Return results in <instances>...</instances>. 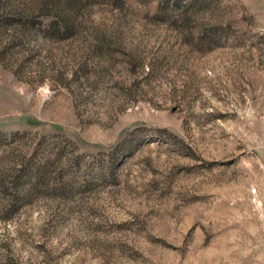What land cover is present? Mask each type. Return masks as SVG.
<instances>
[{
	"label": "rangeland",
	"instance_id": "374dc122",
	"mask_svg": "<svg viewBox=\"0 0 264 264\" xmlns=\"http://www.w3.org/2000/svg\"><path fill=\"white\" fill-rule=\"evenodd\" d=\"M0 264H264V0H0Z\"/></svg>",
	"mask_w": 264,
	"mask_h": 264
}]
</instances>
